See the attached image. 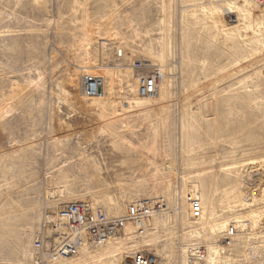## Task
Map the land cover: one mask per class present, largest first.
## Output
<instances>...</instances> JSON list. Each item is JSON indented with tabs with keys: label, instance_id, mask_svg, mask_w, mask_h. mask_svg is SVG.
<instances>
[{
	"label": "rangeland",
	"instance_id": "rangeland-1",
	"mask_svg": "<svg viewBox=\"0 0 264 264\" xmlns=\"http://www.w3.org/2000/svg\"><path fill=\"white\" fill-rule=\"evenodd\" d=\"M183 1L181 26L179 0H0V264H30L31 230L59 202L84 197L123 213L134 198L190 202L196 187L204 202L218 205L226 203L222 190L241 178L252 202L235 211L264 208V15L258 18L255 7L248 9L253 17L226 12V23L237 27L219 35L199 9L192 15L190 5L210 0ZM110 14L112 43L100 40L102 46L90 33L99 64H152V56L169 63L159 100L133 107L124 120L109 104L81 98V73L73 69L86 57L80 47L86 31ZM39 73L43 87H32ZM123 83L115 92L127 96ZM125 120L130 128L122 127ZM149 160L181 161L186 181L156 173ZM259 226L254 232L261 234L264 221ZM250 229L237 233L234 259L251 242L262 244L248 240ZM262 247L253 259L264 258Z\"/></svg>",
	"mask_w": 264,
	"mask_h": 264
},
{
	"label": "bare ground",
	"instance_id": "bare-ground-1",
	"mask_svg": "<svg viewBox=\"0 0 264 264\" xmlns=\"http://www.w3.org/2000/svg\"><path fill=\"white\" fill-rule=\"evenodd\" d=\"M180 2V0H179ZM180 8L176 10L180 25H184V14H185V6L184 1L182 0ZM259 4H264V0H243L240 2L236 0L235 2L228 0H210L208 3H199L190 5L192 7V15H196V9H199L203 15H205L212 26L216 29L219 35H224L230 30H234L236 26H230L226 23L225 14L226 12H236V10L243 11L244 14L247 12L251 17H253V13L249 12V7L256 8L259 11L258 18H263L264 8ZM236 9V10H233ZM113 14L106 16L104 18H98L94 23L93 27L90 31H86L85 36L82 38L80 47H82L84 54L86 57L82 59L79 65L74 67V72L81 73V76L78 81V88L81 95V98L87 99V103L92 106L100 105L101 108L105 107V104H109L112 110V114L114 117H120L121 119H127V115L130 112L135 111L132 109L133 107H141L138 110H143L146 108L145 104H149L150 102H157L159 98H156L159 95L160 87L165 85L168 77V68L169 63L166 60L167 56L164 58H159L158 56H152L151 62L149 64L139 59L133 60L131 64H118L115 65H104L99 64L95 55H92L90 52L91 49V37L90 33L96 35L99 38V43L102 46L106 45V42H100V40H108L111 43L115 39V29H113L112 18ZM255 19V18H254ZM111 22V25H110ZM168 30V28H166ZM93 35V36H94ZM95 36V37H96ZM94 37V38H95ZM98 41V40H96ZM117 49L116 58L121 57V46L115 44ZM104 49V48H103ZM95 50V49H94ZM105 50V49H104ZM82 51V52H83ZM125 51V50H124ZM103 52V51H102ZM133 52V51H130ZM127 53V52H126ZM98 54V53H97ZM133 55L135 53H132ZM104 55L105 51H104ZM105 57V56H104ZM126 58H132L131 56H127ZM118 59H116L117 61ZM122 60V59H121ZM120 60V61H121ZM131 60V59H130ZM129 60V62H130ZM166 60V61H165ZM103 61V59H102ZM106 61V60H105ZM119 61V60H118ZM136 61L142 62L147 69L156 68L158 70V80L156 83V90L152 94H142L140 91V73L136 68ZM116 63V62H115ZM76 74V73H75ZM86 75H92L96 77H100L102 80V86L100 90L95 95H86L81 90V81L82 78ZM131 75V76H130ZM70 76V75H69ZM75 77V76H74ZM134 79L135 89H133L131 79ZM72 82V78H68V83ZM126 83V95L121 94L120 91L115 92V86L120 85L121 83ZM123 83V84H124ZM30 84L32 87L40 88L43 87V78L39 73L37 79L31 80ZM75 85V83H73ZM125 86V85H124ZM35 90V89H34ZM123 90V89H122ZM135 94L131 96L130 94ZM117 94V96L115 95ZM79 96V94H78ZM156 98V99H155ZM152 100V101H151ZM104 102V103H101ZM93 108V107H92ZM10 109V106L4 109L7 112ZM123 111L124 114H121L120 111ZM145 110V109H144ZM134 113V112H133ZM131 114V113H130ZM136 115V114H135ZM181 127L184 126L183 120L180 119ZM129 122V121H128ZM127 120L124 121L126 123L123 124V128H130L127 126ZM125 131V130H124ZM180 135L183 134V128L179 129ZM123 142L127 144L129 147H135V144L128 140L123 139ZM181 144H183L181 139ZM148 150V149H147ZM150 151V149H149ZM163 161V160H162ZM149 164H152L153 171L156 173H164L167 176H181V179L186 181V176L188 171L186 167L182 166L181 161L179 165L176 166L175 162H164L162 164H157L152 160H149ZM246 166H242L241 169ZM242 172H240L241 174ZM155 172L152 174L154 175ZM243 174V173H242ZM195 174H191V176H195ZM249 180V179H248ZM243 180H240L232 185L230 188L223 189L225 193L226 203L222 204L218 203V205L213 204L212 202H204V198L202 196V192L197 191L196 187L194 188V192H196V198H191V200H197L200 206V215L199 217L192 218L190 216L191 210V200L190 202H184L181 200L180 202H176L177 200L165 204L163 200L158 202L151 201L152 199L145 198H134L130 202H133L136 199H144L147 201L148 207L152 208V213L150 217L142 222L140 227L131 221H125L123 223L122 228L119 233L115 236H110L105 239L103 243L98 245H83L78 253L74 256L58 258L56 260L51 259L47 260L45 264H129L127 262L129 256L133 254L136 250L147 251L153 253L155 255L160 256L164 259V264H185L188 262V257L191 253L192 247L204 246L206 253L204 257V261L202 264H263L264 258L258 256L256 259L255 254L259 251V248L264 243V229H261V234L258 232H254L256 228H262L259 226L260 222L264 221V208L263 209H250L245 213H241V208L235 211V206H246L252 202L250 199L252 198L251 192L247 193L244 191ZM169 182V181H168ZM246 182V181H245ZM249 188V187H248ZM251 190V189H250ZM174 197L177 198L181 193V190L178 188L173 191ZM158 194V193H156ZM234 195V198L231 196ZM86 199V198H79ZM76 199V200H79ZM178 199V198H177ZM238 200L240 204L235 205L232 204V200ZM91 204L93 209H101V211L107 217H122L125 216V211L123 213H117L108 211L98 204H96L91 199H86ZM179 200V199H178ZM75 201V200H73ZM70 202V201H65ZM127 203V206L129 203ZM63 202H59L55 205L53 210H45L42 213V216L37 223L36 229L30 236V264H34V239L36 232L42 226L44 220H48L52 218L53 211L57 208V206ZM155 208V209H153ZM240 213H239V212ZM220 212V214H218ZM238 212V214H237ZM225 215H233L232 217H226ZM250 226L251 232H249L251 236H249V241L251 239L262 238L261 245L259 247L253 246L251 243L244 250L241 258L234 259L236 248V236L237 233L243 232L246 230L247 226ZM262 225V223H261ZM166 229V232L164 231ZM232 230V233L230 232ZM249 231V230H248ZM247 231V232H248ZM160 232L164 233L163 235ZM260 234V235H259ZM168 235V239L161 240L160 238ZM229 236V242L225 243L223 240V236ZM187 239L188 242L182 246L181 240ZM248 238V237H247ZM165 242L166 245L162 244V241ZM245 240V239H244ZM258 242V241H257ZM256 242V243H257ZM248 243V242H247ZM243 245V244H242ZM154 248V249H152ZM263 248V247H262ZM264 249V248H263ZM236 250V249H235ZM243 250V251H244ZM242 252V251H241ZM255 260V261H254Z\"/></svg>",
	"mask_w": 264,
	"mask_h": 264
},
{
	"label": "built area",
	"instance_id": "built-area-1",
	"mask_svg": "<svg viewBox=\"0 0 264 264\" xmlns=\"http://www.w3.org/2000/svg\"><path fill=\"white\" fill-rule=\"evenodd\" d=\"M140 73V91L142 94H152L156 90L159 77L156 68L147 69L140 61H136ZM102 86L100 77L86 75L81 81V90L86 95H95ZM144 199L130 202L125 216L107 217L101 209H93L86 199L60 203L52 213V218L44 220L35 234L34 264H45L47 260L74 256L85 245H98L106 238L119 233L125 221L142 225L150 217L152 208ZM155 209V208H153ZM200 206L197 200H191L190 216L199 217ZM232 233V230H230ZM224 242H229V236H223ZM185 264H202L205 257V247H192ZM129 264H164V259L153 253L136 250L129 256Z\"/></svg>",
	"mask_w": 264,
	"mask_h": 264
}]
</instances>
